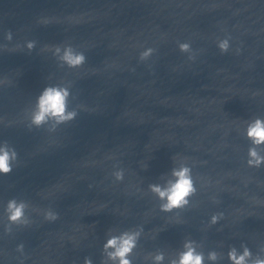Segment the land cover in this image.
Segmentation results:
<instances>
[{
  "label": "clouds",
  "instance_id": "9594fccd",
  "mask_svg": "<svg viewBox=\"0 0 264 264\" xmlns=\"http://www.w3.org/2000/svg\"><path fill=\"white\" fill-rule=\"evenodd\" d=\"M7 39H12V34L9 31L7 33ZM28 48L31 49L34 46V42L28 43ZM179 50L181 52H189V43H179ZM218 49L222 54L229 51V40L222 39L218 41ZM154 49L147 48L140 53V60L147 59ZM56 52H60V48H56ZM60 59L68 65L70 68H76L82 66L86 62L85 55L80 52H75L71 46L65 47L63 55ZM70 92L66 87L49 86L45 87L41 94L37 98L35 110L32 114V124L40 127L48 120H54L57 125L72 121L77 116L75 110H69L68 98ZM247 138L254 145L248 149L249 159L247 164L249 167L259 168L264 165V156L259 155L257 147L264 145V119L255 118L248 123L246 130ZM17 157V153L14 149H9L7 142L5 146L0 148V174H9L12 172V161ZM116 180L122 181L124 179L123 170H118L114 173ZM171 176L174 178L167 181L165 186L159 184H150L149 189L156 194L160 200L164 201L160 205V211L172 212L175 209L184 208L189 204V197L196 194V187L192 178L191 168L185 165H181L179 168H173L171 170ZM27 204L24 201H17L15 198L10 199L7 203L6 211L8 212V220L11 223H25L28 221L25 217V210ZM223 217V213H217L211 217V223L216 224L219 219ZM45 220L49 222H55L59 216L57 212L47 210L44 213ZM143 229L136 231L127 230L119 235L109 234L106 242L103 244L102 255L105 257L102 264H132V260L129 258L133 250L137 246V241L140 237ZM24 245H18V250H23ZM242 253H238L235 247H232L228 252V259L231 264H249V260L252 257L251 250L245 246ZM183 251L178 253V259H173L170 264H204V254L198 252L195 247V242L186 240L183 244ZM163 252H157L153 257V264H163L164 261ZM218 254L215 251L208 253V260L216 261ZM84 264H93L91 257H85ZM251 264H264V258L257 257L251 261Z\"/></svg>",
  "mask_w": 264,
  "mask_h": 264
}]
</instances>
